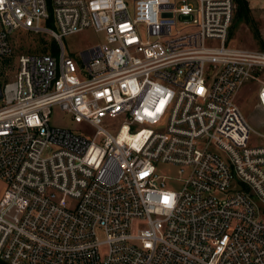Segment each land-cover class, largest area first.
Wrapping results in <instances>:
<instances>
[{"label":"built area","instance_id":"2783aa9c","mask_svg":"<svg viewBox=\"0 0 264 264\" xmlns=\"http://www.w3.org/2000/svg\"><path fill=\"white\" fill-rule=\"evenodd\" d=\"M234 7L0 0V58L16 31L58 46L20 53L0 85L2 262L264 264V132L236 99L264 50L227 43ZM89 28L102 41L67 55ZM50 106L90 130L50 124ZM255 107L264 126V82Z\"/></svg>","mask_w":264,"mask_h":264},{"label":"rangeland","instance_id":"374dc122","mask_svg":"<svg viewBox=\"0 0 264 264\" xmlns=\"http://www.w3.org/2000/svg\"><path fill=\"white\" fill-rule=\"evenodd\" d=\"M249 11L246 17L236 15V4L232 22L228 30L227 43L234 46L252 49L264 50V19L263 11L258 0H247ZM47 10L51 15V0H47ZM41 25L56 29L52 20H41ZM103 34L95 32L93 29H85L80 32L65 35L62 37L64 51L74 59H78L82 50L88 46L102 41ZM13 52L9 57L0 58V85L14 78L17 71V57L20 53H47L49 47H54V54H58L57 43L49 34L39 35L34 33L16 31L12 38ZM255 78L247 81L238 91L237 103L242 112L251 122L252 126L261 132H264V126L261 125L262 115L258 113L255 107V96L258 85L264 82V68H255ZM43 115L50 124L65 126L71 129L88 132L90 126L85 123L76 124L71 116L59 109L57 106H50L43 109ZM160 169L175 172V167L161 164ZM6 184L0 179V200L3 196ZM0 264H5L4 262Z\"/></svg>","mask_w":264,"mask_h":264},{"label":"trees","instance_id":"16d2710c","mask_svg":"<svg viewBox=\"0 0 264 264\" xmlns=\"http://www.w3.org/2000/svg\"><path fill=\"white\" fill-rule=\"evenodd\" d=\"M234 3L236 4V15L238 17H246L249 11L248 1L247 0H234ZM48 50L54 53L53 46L49 47ZM0 262L3 263L1 260Z\"/></svg>","mask_w":264,"mask_h":264}]
</instances>
